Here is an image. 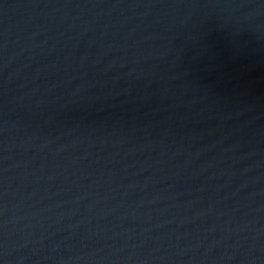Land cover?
Returning <instances> with one entry per match:
<instances>
[{"label":"water","instance_id":"obj_1","mask_svg":"<svg viewBox=\"0 0 264 264\" xmlns=\"http://www.w3.org/2000/svg\"><path fill=\"white\" fill-rule=\"evenodd\" d=\"M0 264H264V0H0Z\"/></svg>","mask_w":264,"mask_h":264}]
</instances>
